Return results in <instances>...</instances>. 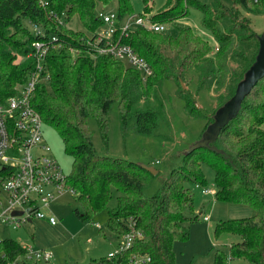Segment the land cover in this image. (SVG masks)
Segmentation results:
<instances>
[{
	"label": "trees",
	"instance_id": "trees-1",
	"mask_svg": "<svg viewBox=\"0 0 264 264\" xmlns=\"http://www.w3.org/2000/svg\"><path fill=\"white\" fill-rule=\"evenodd\" d=\"M141 1L144 15L150 16L154 0ZM174 1L175 6L152 14V22H174L186 16L192 6L202 11L203 25L214 32L216 46L189 27H179L176 36L167 38L143 28L132 29L122 42L152 68L153 75L144 82L138 72L110 56L92 59L80 41L86 32L67 25L77 17L85 31L94 33L103 25L99 15L112 3L119 21L133 16L131 0H0V100L14 96L17 87L25 85L36 72L31 44L39 37L32 34L28 24L36 25L48 37H58L62 46L51 49L43 60L42 75L47 81L36 84L31 106L43 124L58 133L65 153L72 158L65 183L81 207L76 214L88 223L101 211H107L106 230L98 228L103 238H122L132 230L141 234L113 263L103 259L92 264H125L131 254L149 255L154 264H178L172 245L188 240V225L201 215L195 214L192 187H207L208 171L213 175L217 202L248 206L254 211L250 217L219 221L214 226V236H238L239 241L228 247L229 256L264 264V78L217 138L204 147L193 148V142L151 195L147 192L158 172L152 175L142 167L145 164L99 155L94 149L88 119L95 121L99 139L107 147L112 105L117 106L124 140L131 132L145 137L157 135L164 113V81L177 84V94L184 100L188 116L205 118L203 131L213 122L215 111L233 96L219 95L216 108L205 116L188 92L182 90L180 82L194 69L198 91L221 88L222 76L230 72L228 56L234 34L250 30L249 18L242 14L264 13V0H230L238 5L236 12L221 7L222 13L213 14L198 0ZM52 13L59 18L65 14V21L59 23ZM223 18L230 21L228 33L217 29ZM252 35L259 47V36ZM253 62L248 63L247 69ZM114 193L115 206L109 208ZM22 254L19 243L0 239V264H8ZM227 258L224 250L216 249L211 264H227Z\"/></svg>",
	"mask_w": 264,
	"mask_h": 264
},
{
	"label": "rangeland",
	"instance_id": "rangeland-1",
	"mask_svg": "<svg viewBox=\"0 0 264 264\" xmlns=\"http://www.w3.org/2000/svg\"><path fill=\"white\" fill-rule=\"evenodd\" d=\"M198 1V4H204L210 8V14L222 13L221 7L236 12L235 6H238L230 0ZM131 3L134 17L147 16L144 15V6L141 0H131ZM196 4L193 6H196ZM170 6H175L174 0H154L152 14H158ZM114 9L115 5L112 3L105 8V12L113 11ZM152 14L148 17L151 18ZM244 14L249 18L250 30L246 32L238 31L234 34L236 38L232 45V53L228 56L230 72L222 76L221 88L219 86L216 89L213 86L209 91H198L197 75L194 69L189 70L186 73L185 80L180 82L182 90L188 92L192 101L197 105L198 110L205 116L212 114L218 103L219 95L222 94L228 97L234 94L236 85L243 79L244 73L248 70V63L253 62L257 55L258 46L252 34H256L259 37L263 36L264 13L254 15L243 12L242 15ZM203 24L202 11L189 6L186 16L174 22L162 23L164 31L161 36L163 38L176 36L177 28L189 27L197 35L207 40L211 46H216L214 32ZM67 25L75 31L86 32L89 38L96 33V31L94 33L85 31L77 17H73ZM229 25L230 21L227 18H223L219 21L217 29L220 32L228 33ZM28 28L31 31L30 24H28ZM131 28L134 29V25H131ZM97 31H100V29H97ZM246 36L249 39L243 40L242 38ZM177 89L178 86L173 81H164L162 85L164 113L157 135L145 137L131 132L124 140L120 131L117 106L112 105L109 111L108 145L103 147L95 121L92 118L88 119V125L93 132L92 143L99 155L128 159L148 165L158 172V177L155 178L147 192L149 195L158 189L163 175L178 165L183 152L193 142L199 141L206 124L205 118L194 119L186 114L184 110L185 102L178 96ZM262 129L264 130V122ZM42 136L44 142L48 145L47 156L55 160L64 176H68L71 171L72 158L65 153L58 133L53 128L43 124ZM206 174L207 187H192L195 198V214L199 215L201 213V215L197 221L188 225V240L173 243L172 250L175 261L178 264H211L214 251L222 249L228 254L227 264H251L246 260L233 259L229 256L228 247L233 242L239 241L238 236L221 234L215 237L213 229L219 221L236 217L234 214H236L237 208H241L240 210L249 208L248 210L250 211H253V209L243 205L217 202L214 197L215 188L212 185V172L208 171ZM203 188L210 190L211 194H203ZM3 199L4 194L1 192L0 200ZM115 200L116 194L114 193L108 204L109 208L115 206ZM3 206L5 207V201H3ZM210 208L212 212H210ZM41 209L46 216H51L56 220L54 225H51L45 219L38 218L31 219L30 222L22 224L15 230L0 224V239H12L21 246H31L35 250L47 251L51 254L49 262L40 261L36 262V264H92L93 262L107 259L110 254H115L118 251L119 244L122 242L121 238L109 236L103 238L98 232V228L106 230L107 211L104 210L95 215L91 222H82L76 214V210L81 212V207L68 191L51 201L47 207H41ZM253 213L254 211L252 215ZM205 216L209 217L208 222L203 221Z\"/></svg>",
	"mask_w": 264,
	"mask_h": 264
},
{
	"label": "built area",
	"instance_id": "built-area-1",
	"mask_svg": "<svg viewBox=\"0 0 264 264\" xmlns=\"http://www.w3.org/2000/svg\"><path fill=\"white\" fill-rule=\"evenodd\" d=\"M51 16L59 23L65 21V14L60 15V18L55 13ZM99 17L103 21L100 31H96L91 38L87 33L82 36V47L92 59L110 56L122 62L138 72L142 81L146 82L153 75L152 68L122 40L133 29L131 25H134V29L143 28L155 33H162L163 25L152 22L148 16H129L119 21L114 10L104 11ZM31 32L39 37V40L31 44L37 64L36 72L25 85L17 87L14 96L5 101L0 100V186L4 194L0 207L5 201V207L0 208V224L14 230L33 218L45 219L54 225L56 220L42 213L41 207H47L66 191L72 193L58 164L47 156L48 145L42 136L43 122L31 106L36 84L47 81V77L42 75L43 60L51 49L60 48L62 43L56 36L45 35V31L36 25H31ZM69 50L77 54V51ZM202 193L208 195L211 191L204 189ZM13 212H21L22 215L13 216ZM203 221L208 222L209 217H203ZM136 238H141V234L135 230L124 235L118 251L110 254L107 260L112 261L130 249ZM22 249L23 254L8 264H36L40 261L49 262L51 259V254L47 251L35 250L31 246H22ZM125 264L154 262L149 255L131 254Z\"/></svg>",
	"mask_w": 264,
	"mask_h": 264
},
{
	"label": "water",
	"instance_id": "water-1",
	"mask_svg": "<svg viewBox=\"0 0 264 264\" xmlns=\"http://www.w3.org/2000/svg\"><path fill=\"white\" fill-rule=\"evenodd\" d=\"M258 52L251 67L245 72L243 79L236 85L233 96L219 107L214 116L213 122L203 131L199 141L193 144V148L207 146L214 141L222 128L233 118H235L244 99L250 94L256 84L264 78V34L258 37ZM197 106V105H196ZM152 175L157 171L152 167L142 165ZM13 216H21V212H13Z\"/></svg>",
	"mask_w": 264,
	"mask_h": 264
},
{
	"label": "crops",
	"instance_id": "crops-1",
	"mask_svg": "<svg viewBox=\"0 0 264 264\" xmlns=\"http://www.w3.org/2000/svg\"><path fill=\"white\" fill-rule=\"evenodd\" d=\"M209 195V194H208ZM212 208V207H211ZM210 208V209H211ZM238 210H236V214H234V216H236V217H234V218H230V219H239V218H242V217H244V218H246V217H250V216H252V210L250 211V210H248L249 208H244V209H242V210H240L241 208H237ZM210 212H212V209H211V211ZM232 216V215H231Z\"/></svg>",
	"mask_w": 264,
	"mask_h": 264
}]
</instances>
